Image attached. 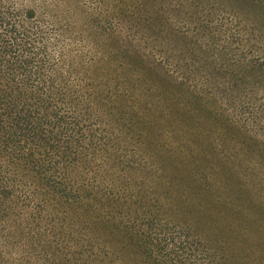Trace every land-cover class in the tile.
Here are the masks:
<instances>
[{
	"label": "trees",
	"instance_id": "16d2710c",
	"mask_svg": "<svg viewBox=\"0 0 264 264\" xmlns=\"http://www.w3.org/2000/svg\"><path fill=\"white\" fill-rule=\"evenodd\" d=\"M260 97L264 0H0V264H264Z\"/></svg>",
	"mask_w": 264,
	"mask_h": 264
},
{
	"label": "rangeland",
	"instance_id": "374dc122",
	"mask_svg": "<svg viewBox=\"0 0 264 264\" xmlns=\"http://www.w3.org/2000/svg\"><path fill=\"white\" fill-rule=\"evenodd\" d=\"M13 2H15L16 4H22V6H25V2H28V0H12ZM49 1H51V0H41V2L42 3H47V2H49ZM54 2V1H53ZM55 3V2H54ZM170 8L171 7H173V5H170L169 6ZM185 14V13H184ZM194 18V17H193ZM53 20V22H56L57 21V23L59 22V19H58V17H56V14H52L51 15V17H47V16H42V17H39L38 18V22H40V24H41V26L43 27V28H45V30L44 31H46V34L47 35H51V34H49V33H52L51 32V28H53V26H52V24H51V21ZM173 23H174V25H176V26H179V25H184V24H189V22L191 21V18L189 17V16H186V17H184V18H181L180 19V17L178 16V17H173V18H171L170 19ZM178 22V23H177ZM48 27V28H47ZM55 39V38H54ZM59 39L57 38V41H58ZM54 42V41H53ZM60 43H61V41H60ZM78 46L76 47L77 49H79L80 51H82V49H81V47H80V44H77ZM84 45V44H83ZM85 46V45H84ZM75 50L74 52H76V51H78V50ZM58 51V47L56 48V52ZM88 51H90V49L88 48V50H86V52H84V54H86ZM151 51H154V55H155V57H156V59L157 60H166V55L165 54H162L160 51H158V50H156V49H153V50H151L150 48L148 49V52L150 53ZM52 52H55V51H52ZM171 63V66H174V63H172V62H170ZM179 67V66H178ZM180 70L183 72V74H185V72H186V66L184 65V64H182L181 65V67H180ZM181 77V76H180ZM202 81L203 82H205V80H203L202 79ZM194 83L195 84H197V85H199V83H201L200 82V80L199 81H194ZM259 103L260 104H264L263 103V97H260V101H259ZM251 131L254 133V132H257L259 135H261L262 134V132H258L259 130L258 129H255V126H252V129H251ZM90 178H92L93 179V177L91 176Z\"/></svg>",
	"mask_w": 264,
	"mask_h": 264
}]
</instances>
